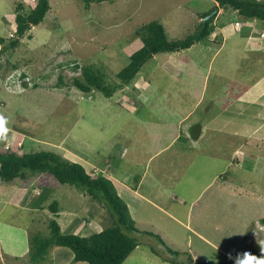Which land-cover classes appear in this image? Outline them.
Segmentation results:
<instances>
[{
    "label": "rangeland",
    "instance_id": "1",
    "mask_svg": "<svg viewBox=\"0 0 264 264\" xmlns=\"http://www.w3.org/2000/svg\"><path fill=\"white\" fill-rule=\"evenodd\" d=\"M18 3L24 13L36 0H0V37L6 41L17 37ZM49 4L43 22L30 27L12 51L0 53L7 89L1 87L8 92L0 95V147L57 153L90 175L114 177L129 187L141 179L138 192L146 200L136 197L129 203L121 197L141 231L131 233L139 245L122 264H169L163 262L170 258L165 247L142 231L159 235L174 251H185L173 257L183 264H242L250 250L264 259V139L208 130L193 140L200 122L232 110L243 89L264 77V47L257 50L255 45L264 23L218 8L210 37L186 50L152 56L127 86L105 97L97 89L82 93L72 87L73 78L82 79L81 70L73 67H91L116 86V74L141 46L135 35L140 25L157 21L168 40L185 39L197 31L199 14L217 3L112 0L87 8L80 0ZM239 152L244 155L236 164ZM220 176L226 177L221 196ZM53 201L59 204L56 218L48 210ZM53 218L61 233L81 236L110 223L102 205L46 174L26 182L0 181V237L5 224L25 229L27 248L21 257L17 252V258H31L30 238H48ZM6 250L0 253V264H10L16 256L9 246ZM72 255L68 248L53 246L35 264H69Z\"/></svg>",
    "mask_w": 264,
    "mask_h": 264
},
{
    "label": "trees",
    "instance_id": "2",
    "mask_svg": "<svg viewBox=\"0 0 264 264\" xmlns=\"http://www.w3.org/2000/svg\"><path fill=\"white\" fill-rule=\"evenodd\" d=\"M87 8L92 3H101L112 0H80ZM217 3L212 9L200 13L201 21L197 31L192 36L181 40H168L163 25L157 21H151L140 25L135 35L141 42L138 50L132 52L127 58L126 65L116 74L118 84L110 86L104 81V75L91 67L74 66L73 69L81 70L82 79L73 78L72 87L82 93H90L94 89L99 90L105 97H111L116 89L127 86L137 75L141 66L152 56L160 53H173L189 49L195 42L206 40L214 33V17L210 18L197 41L194 38L201 29L202 19L217 8H229L235 11L244 20H259L264 23V2L256 0H212ZM50 9L49 0H36L35 6L28 12L20 13L23 5L18 3L15 10L14 23L16 25V38L6 41L0 37L2 48L0 53L12 51L17 47L19 38L32 26L43 22ZM62 85V79H58ZM62 83V84H61ZM36 87V86H34ZM195 138L197 136H194ZM18 147V146H17ZM22 147V146H21ZM20 147V148H21ZM18 148L0 147V181L10 183L16 179L28 181L39 175L46 174L60 185H69L78 192L89 197L92 201L102 205L107 213L110 223L104 229L93 232L88 236L79 234H63L60 226L54 219L57 217L58 202L53 201L48 205V210L54 215L48 222L49 237L41 238L34 235L30 238L29 255L31 263L35 264L44 259L47 251L55 247L68 248L73 253V262L86 264H122L139 245V242L131 233L141 232L135 226V221L129 214V208L125 201L118 195L111 180L101 174L90 175L86 169L77 162L63 158L57 153L39 151L19 153ZM264 222V219H262ZM143 234L155 237L165 247L170 258H163L171 264H183L177 261L175 256L184 254L185 251H174L166 246L159 235L148 231ZM249 254L258 257L257 252L250 250Z\"/></svg>",
    "mask_w": 264,
    "mask_h": 264
},
{
    "label": "crops",
    "instance_id": "3",
    "mask_svg": "<svg viewBox=\"0 0 264 264\" xmlns=\"http://www.w3.org/2000/svg\"><path fill=\"white\" fill-rule=\"evenodd\" d=\"M247 38H249V36H247ZM257 43L255 44L256 48L258 47L257 50L260 47H264L263 46L264 45L263 38H261V39L258 38ZM248 48H250L249 44H248ZM5 69H6L5 66L0 65V95L3 93L8 95V92L6 93L4 90H2L3 88L1 87L2 85L5 86V88L7 86V83L3 84V82H5L6 80L2 81L3 77L1 75V71L2 70L5 71ZM15 72L16 71H14V73ZM14 73L12 75H17V77H18V74H14ZM0 104H3V101H0ZM231 106H233L232 110L228 111V109L226 108L224 114L221 113L220 115L215 117L210 122L204 121L203 123L202 122H200V124L198 123L199 127H200V132L198 135H196L197 136L196 138L193 135L194 142L199 141L201 139L202 134L208 130L209 131H217V132L224 131L227 133L231 132L229 135H231L233 137H240L241 139L244 138L246 140H251V141H260V139H264V77H261L254 84H249L248 87L243 89V91L240 93L239 96L236 97V99L233 102V105H231ZM236 152H237V150L235 151V153ZM239 153H240L239 156L236 157V164H237V160L240 161V158H241L240 155H244L243 152H239ZM236 155H238V154H236ZM242 158H244V156H242ZM255 160H257V159H254V161ZM241 162L243 163L242 160H241ZM241 162L238 165H242ZM221 176L219 177L220 179H222V181H219V182H222L219 184V189H221L220 190V196L222 194L226 193V190H224V188L226 186V177L222 178ZM110 179L112 180L118 195L120 197H123V199L126 200L127 202L130 203V201H132V198L134 199L136 197L139 199L143 198L146 200V198L138 192V189L140 188L141 179L139 180L138 184H136L135 187H129L127 185L128 184L127 182L116 180L114 177H112ZM212 180H213V182L214 181L217 182L216 178H214ZM230 193H231V191H230ZM177 200H178V198L176 197L175 201H177ZM160 210H162V209L160 208ZM163 211H165L167 214H169L167 212L168 211L167 209L163 210ZM19 229H21V228L20 227L16 228L14 226H11V225L9 226L8 224H5V226L1 230L3 237L2 236L0 237V253H2L3 250H6L8 246H9V248H12L15 251L13 254H14V256L15 255L16 256L14 257L13 262H11L10 264H27L29 262L28 258H26V259L17 258V252H20L19 256L21 257V255H23V251H25L27 248L26 242H25L26 241L25 229L24 228H22V230H19ZM199 236L201 238H204V237H202L203 235H199ZM205 240H207V239H205ZM59 253H61V252H59V251L55 252V256L58 257ZM132 254H133V252L131 253L130 256H132ZM43 260L44 259H42V261ZM41 262H40V264H41ZM163 262L169 263V262H165V261H163ZM71 263H73V255L70 256V258H69V264H71ZM29 264H31V262ZM169 264H171V263H169Z\"/></svg>",
    "mask_w": 264,
    "mask_h": 264
},
{
    "label": "water",
    "instance_id": "4",
    "mask_svg": "<svg viewBox=\"0 0 264 264\" xmlns=\"http://www.w3.org/2000/svg\"><path fill=\"white\" fill-rule=\"evenodd\" d=\"M218 10H219L218 8L215 9L214 11H212L210 14H208L207 16H205V17L202 19L201 29H200L199 33L197 34V36L194 38L195 41H197V40L199 39V37L201 36V34H202V32H203V30H204V28H205V25H206L207 21H208L210 18L214 17V16L218 13Z\"/></svg>",
    "mask_w": 264,
    "mask_h": 264
},
{
    "label": "clouds",
    "instance_id": "5",
    "mask_svg": "<svg viewBox=\"0 0 264 264\" xmlns=\"http://www.w3.org/2000/svg\"><path fill=\"white\" fill-rule=\"evenodd\" d=\"M242 264H264V259H258L248 253H245V259L242 261Z\"/></svg>",
    "mask_w": 264,
    "mask_h": 264
},
{
    "label": "built area",
    "instance_id": "6",
    "mask_svg": "<svg viewBox=\"0 0 264 264\" xmlns=\"http://www.w3.org/2000/svg\"><path fill=\"white\" fill-rule=\"evenodd\" d=\"M236 26L238 27V23H236ZM261 37H264V33H261Z\"/></svg>",
    "mask_w": 264,
    "mask_h": 264
}]
</instances>
